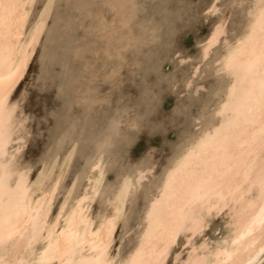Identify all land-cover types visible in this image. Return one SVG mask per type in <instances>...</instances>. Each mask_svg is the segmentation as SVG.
Segmentation results:
<instances>
[{
    "label": "snow or ice",
    "instance_id": "obj_1",
    "mask_svg": "<svg viewBox=\"0 0 264 264\" xmlns=\"http://www.w3.org/2000/svg\"><path fill=\"white\" fill-rule=\"evenodd\" d=\"M104 7V16L114 22L117 9L126 5ZM132 7L142 8L145 13L150 11L153 18L160 15L164 20H183L181 13L187 15L193 6L190 0L184 4L159 0L151 8L136 4ZM30 8L38 10L39 18L29 33L31 40L21 45V30ZM226 8H247L254 22L243 36L230 42L221 21L208 41L209 45L216 40L223 44L218 74L228 79L222 102L214 112L213 125L206 131L195 129L179 135L175 142L176 148H182L179 159L166 165L151 187L153 178L142 168L131 175L117 174L111 184L105 181L102 152L112 140L111 136L106 137L97 147V155L85 164V174L90 169L91 178L81 195L75 191L80 175L70 181L71 188L64 185V168L59 166L56 174L58 165L52 163L51 150L47 158H42L44 166L38 169L35 181L28 180L32 169L18 162L16 153L23 141H15L17 148L11 157L4 151L3 116L7 111L11 120L17 108L8 98L30 60L38 65L36 87L53 91L57 100L66 96L65 77L70 65L67 49L58 41L57 25L64 24L67 31L73 27L74 18L64 16L61 20L57 0H0V68L10 65L7 77L0 74V264H264V0L254 4L231 0L227 5L208 0L192 19L219 17ZM121 23L128 27L132 20L122 19ZM159 38L162 46H171L170 37ZM38 43L43 47L37 48ZM203 52L206 58L208 48L204 47ZM72 54L78 56L79 49ZM154 71L155 79L147 85L154 92L149 93L148 110L131 121L130 127L135 132L143 130L159 136L165 129L173 132L175 114L182 109L177 104L173 115L163 114L161 119L160 102L173 90L175 82L160 67ZM117 74L113 69L109 76ZM188 87H192L190 82ZM23 124L21 117L16 127L22 128ZM113 131L119 134L116 122ZM7 139H12L10 133ZM125 139L131 144L135 136ZM70 147L71 151L63 157L65 164L71 161L79 145L72 143ZM58 194L63 203L53 214ZM33 196L39 197L35 206ZM93 202L99 207L96 215L100 227L95 232L91 229ZM49 214L54 219L49 220ZM213 216L227 218L229 238L214 248L207 247L206 240L194 247L192 237L203 238L205 226ZM125 223L131 228L129 239L135 237L127 252L113 247L112 240L117 225ZM90 235L97 239L90 241ZM119 242L125 243L123 232ZM181 244L189 249L187 253L181 250ZM20 252L29 258L17 259ZM86 252L90 254L86 256Z\"/></svg>",
    "mask_w": 264,
    "mask_h": 264
},
{
    "label": "rangeland",
    "instance_id": "obj_2",
    "mask_svg": "<svg viewBox=\"0 0 264 264\" xmlns=\"http://www.w3.org/2000/svg\"><path fill=\"white\" fill-rule=\"evenodd\" d=\"M158 2L159 0H57L61 20L64 16L74 18L73 27L67 31L64 24L57 25L58 41L67 49L66 59L70 65L65 77L66 96L57 100L53 91L36 87L38 65L32 60L10 96V101L17 105L14 120L18 124L23 117L24 124L22 128L16 127L9 151L13 154L17 148L15 141H23L16 155L19 157L18 162L22 161L32 169L29 173L30 181H35L39 175L38 169L44 166L42 158H47L46 154L51 150L52 163L58 165L56 172H59V164L64 168V185L71 188L70 181L76 179L77 174L80 175L75 189L79 192L86 176L85 164L97 155V147L104 143L105 138L111 136V145L102 152L105 181L111 184L117 174L131 175L142 168L153 178L151 187L159 180L165 166L174 162L182 151V148L175 147L179 135H183L185 131L204 129L214 122L215 108L228 82L226 76L218 74L219 64L216 62L224 46L218 42L204 59L201 57V48L220 18L226 21L229 38L238 35L245 27L248 9L241 11L226 8L219 17L197 16L192 19L197 14L196 10L204 9L208 0H190L193 7L187 10V15L181 13L183 20H164L160 15L153 18L150 11L145 13L142 8L132 7L136 4L151 8ZM174 2L184 4L188 0ZM218 2L227 5L231 0ZM245 2L251 3V0ZM107 4L126 5L117 9L114 22L104 16V6ZM38 18V10L31 8L26 32ZM122 19H131L132 23L124 27ZM149 20L151 23L147 22ZM161 36L165 39L170 37V47L162 46ZM41 47L42 43H38L37 48ZM75 49H79L78 56L72 54ZM33 55L35 60L39 59L35 52ZM196 65L198 72L193 73ZM157 67L175 82L173 90L167 92L160 102L161 119L163 114L173 115L177 104L182 109L175 114L176 124L171 125L173 132L165 129L159 136L149 135L143 130L135 132L130 127L131 121L148 110L151 100L149 93L154 95V92L147 85L155 79L154 70ZM113 69L118 74L110 77ZM189 82L191 88L188 87ZM198 120L199 124L196 123ZM114 122L118 124V135L113 131ZM130 135H134L135 139L128 144L125 138ZM72 143H78V151L65 166L63 157L71 151ZM57 156L60 159H56ZM62 201L58 194L53 214ZM91 207L95 210L91 215L95 216L99 207L94 202ZM53 214H50V220ZM223 222L222 216L213 218L203 236H220L224 231ZM117 229L113 235V247L127 252L135 237L129 239L128 232L131 228L127 223L117 225ZM121 232L124 233L123 245L119 242ZM200 238L197 235L194 240L199 241ZM180 248L186 253L183 244Z\"/></svg>",
    "mask_w": 264,
    "mask_h": 264
},
{
    "label": "bare ground",
    "instance_id": "obj_3",
    "mask_svg": "<svg viewBox=\"0 0 264 264\" xmlns=\"http://www.w3.org/2000/svg\"><path fill=\"white\" fill-rule=\"evenodd\" d=\"M256 2V0H251V4H254ZM30 10H31V8L30 9H28L27 10V18H28V15H29V13H30ZM221 21H223L224 22V25H225V31H226V21L223 19V18H220L219 20H218V22H216V24L217 23H221ZM26 22H27V20H26ZM26 22L24 23V25L22 26V30H21V35H20V44L21 45H23L24 43H25V41H28V40H31V36H30V31H31V28L26 32L25 31V27H26ZM37 22V21H36ZM252 22H254V17H249L248 16V12H247V21H246V24H245V27H244V29L238 34V35H236L235 37H233V38H235V39H239L241 36H243L244 34H245V32H246V30L249 28V25H250V23H252ZM35 24V23H34ZM33 24V25H34ZM215 24V25H216ZM32 25V26H33ZM215 25L213 26V28L211 29V31H210V33H209V35H208V37L206 38V40L204 41V44H203V46H202V48H201V57H202V59H204L205 58V55H204V52H203V48L204 47H207L208 48V53H207V56L209 55V53H210V51H211V49L219 42V40H216V41H213L212 43H211V45H209L208 44V41L209 40H211V38H212V32L215 30ZM107 33V32H106ZM231 39L232 38H230V42H231ZM38 45V44H37ZM37 45H36V47H37ZM223 53H224V49H223V51L219 54V56L216 58V62L218 63L219 61H222L223 60ZM34 54V53H33ZM201 59V60H202ZM31 61V60H30ZM30 61H29V63H30ZM27 67L28 66H26V68H25V70H24V74H25V72H26V69H27ZM9 70H10V65H8V64H5L2 68H0V74H2V75H4L5 77H7L8 76V73H9ZM198 70V66L196 65L195 67H194V70H193V73H196V72H198L197 71ZM12 71H14V69H12ZM24 74H23V76H24ZM22 76V77H23ZM22 77H21V79H22ZM20 79V80H21ZM20 80L17 82V84H16V86L18 85V83L20 82ZM15 86V87H16ZM15 87L13 88V90H12V93H13V91H14V89H15ZM226 87H228V82L226 83V85H225V87H224V90L226 89ZM11 93V94H12ZM11 96V95H10ZM10 96H9V100H10ZM11 102V101H10ZM222 102V98L218 101V103H217V106H216V108H215V111L216 110H218V107H219V104ZM11 104H14V103H12L11 102ZM214 123V122H213ZM213 123H211V124H209L206 128H204L203 130H208V128H209V126L210 125H213ZM3 124H4V129H5V133H6V138H5V147H4V151L7 153V155L9 156V157H11L12 156V152L10 153V149H9V145H10V143L12 142V140L14 139L13 138V134H14V132H15V129H16V125H17V123L15 122V120H14V113H13V116H12V118H11V120H9V117H8V114H7V111L5 112V114H4V116H3ZM11 134V136H12V139L11 140H9V139H7V135L8 134ZM11 148V147H10ZM179 159V155L175 158V160H174V162L176 161V160H178ZM174 162H172V163H174ZM60 163V162H59ZM60 166H61V164H59ZM62 165H64V163H62ZM65 166H66V164H65ZM65 172V171H64ZM88 172H89V174H86V176H85V180H84V185H83V187H82V189L79 191V193L81 194V195H83V189H85V188H87L88 187V179L89 178H91V174H90V169L88 170ZM56 173H59V172H56ZM36 179V178H35ZM28 180H29V175H28ZM30 181V180H29ZM39 197L38 196H33L32 197V201H33V206H35V201H36V199H38ZM61 203H63V201L61 202ZM92 206V203L90 204V207ZM110 209H106V211H109ZM59 211V207H58V209H57V211L56 212H58ZM68 211H70V209H68ZM215 217H217V216H213L212 217V219L213 218H215ZM49 220H50V214H49ZM52 219H54V216H53V218ZM91 219H92V221H93V223H92V225H91V229H92V232H95L96 231V229H98L99 227H100V222L98 221V219H97V215L95 214V216H92L91 215ZM211 219V220H212ZM226 217H223V225H224V231H223V233L220 235V236H218V237H216V238H211V237H207V236H203V238L201 237L200 238V240L199 241H195L194 240V238H195V236L194 237H192V240H193V246L194 247H199V245L201 244V243H204L205 242V240L207 241V247H210V248H214L217 244H219L222 240H224V239H226V238H229V235H230V229H227V228H225V223H226ZM211 220L208 222V224L205 226V229L209 226V224H210V222H211ZM61 224H63V222L61 221ZM45 235H46V233H45ZM113 235H114V232L112 233V240H113ZM90 241H92V240H96L97 238L95 237V236H92V235H90L89 236V238H88ZM186 243H187V241H185ZM183 247H184V245H183ZM189 249H187L186 248V253H187V251H188ZM90 253H85V255L87 256V255H89ZM17 259H25V260H27L28 258H29V256L27 255V254H25V253H23V252H20L18 255H17V257H16ZM56 264H58V262H56Z\"/></svg>",
    "mask_w": 264,
    "mask_h": 264
}]
</instances>
